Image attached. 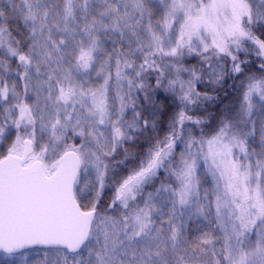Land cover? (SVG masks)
<instances>
[{"label":"snow or ice","instance_id":"6c2138e0","mask_svg":"<svg viewBox=\"0 0 264 264\" xmlns=\"http://www.w3.org/2000/svg\"><path fill=\"white\" fill-rule=\"evenodd\" d=\"M0 264H264V0H0Z\"/></svg>","mask_w":264,"mask_h":264},{"label":"trees","instance_id":"16d2710c","mask_svg":"<svg viewBox=\"0 0 264 264\" xmlns=\"http://www.w3.org/2000/svg\"><path fill=\"white\" fill-rule=\"evenodd\" d=\"M199 90H202V89H199ZM163 119H164V124L166 125L167 124V116H165Z\"/></svg>","mask_w":264,"mask_h":264}]
</instances>
